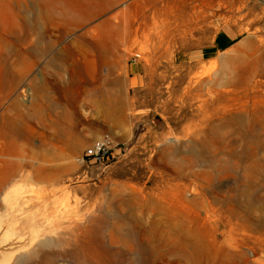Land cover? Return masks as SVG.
Listing matches in <instances>:
<instances>
[{
    "label": "rangeland",
    "instance_id": "374dc122",
    "mask_svg": "<svg viewBox=\"0 0 264 264\" xmlns=\"http://www.w3.org/2000/svg\"><path fill=\"white\" fill-rule=\"evenodd\" d=\"M0 180V264H264V0H0Z\"/></svg>",
    "mask_w": 264,
    "mask_h": 264
},
{
    "label": "crops",
    "instance_id": "0c3cea01",
    "mask_svg": "<svg viewBox=\"0 0 264 264\" xmlns=\"http://www.w3.org/2000/svg\"><path fill=\"white\" fill-rule=\"evenodd\" d=\"M238 37V32L235 31L233 27L230 26H221L219 29L216 31L212 43H210L205 49H197V50H189L186 52H176L174 57L175 60L178 61H184V60H190V59H198L196 56L199 54L207 53L206 57H210L211 54L216 53L220 49H225L232 45L234 41H236ZM136 69V67H135ZM0 195H1V180H0ZM1 201H0V223H1Z\"/></svg>",
    "mask_w": 264,
    "mask_h": 264
},
{
    "label": "built area",
    "instance_id": "2783aa9c",
    "mask_svg": "<svg viewBox=\"0 0 264 264\" xmlns=\"http://www.w3.org/2000/svg\"><path fill=\"white\" fill-rule=\"evenodd\" d=\"M114 158L112 139L104 135L91 141L84 149L81 160H96L99 163H107Z\"/></svg>",
    "mask_w": 264,
    "mask_h": 264
},
{
    "label": "bare ground",
    "instance_id": "6f19581e",
    "mask_svg": "<svg viewBox=\"0 0 264 264\" xmlns=\"http://www.w3.org/2000/svg\"><path fill=\"white\" fill-rule=\"evenodd\" d=\"M179 171H180V169H179ZM121 192V191H120ZM121 195V194H120ZM122 198V197H121ZM123 199V198H122ZM124 200V199H123ZM125 201V200H124ZM127 201V200H126ZM102 222V221H101ZM34 252V251H33Z\"/></svg>",
    "mask_w": 264,
    "mask_h": 264
}]
</instances>
